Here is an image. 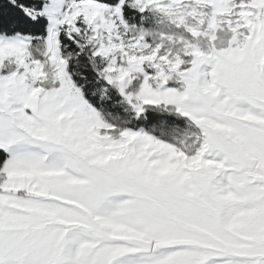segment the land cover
Returning a JSON list of instances; mask_svg holds the SVG:
<instances>
[{
	"label": "snow or ice",
	"instance_id": "snow-or-ice-1",
	"mask_svg": "<svg viewBox=\"0 0 264 264\" xmlns=\"http://www.w3.org/2000/svg\"><path fill=\"white\" fill-rule=\"evenodd\" d=\"M0 264H264V0H0Z\"/></svg>",
	"mask_w": 264,
	"mask_h": 264
}]
</instances>
